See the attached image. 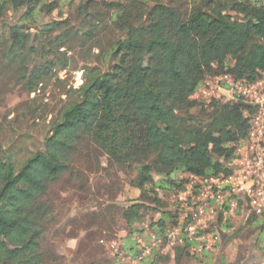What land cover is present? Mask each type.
<instances>
[{"label":"trees","instance_id":"trees-1","mask_svg":"<svg viewBox=\"0 0 264 264\" xmlns=\"http://www.w3.org/2000/svg\"><path fill=\"white\" fill-rule=\"evenodd\" d=\"M149 3H101L121 34L112 49L105 50L103 70L85 69L88 76L75 91L76 98L52 123L41 149L20 166L12 153L0 148V264H43L42 243L52 218L39 197L61 174L79 169L74 153L84 138L105 157V168L133 173L129 186L139 192L137 201L98 213L102 221L123 220L127 237L143 232L139 224L150 212L159 215L147 222L158 237L175 225L179 207L162 212L161 194H176L185 183L181 176L231 174L229 164L236 157L235 147L247 137L253 107L241 97H192L208 75L247 84L264 80V5L247 0ZM55 9V2L43 0H0V20L7 12L18 13L14 25H3L6 33L0 34V68H16L31 93L52 71L60 48L56 42L45 44L63 26L39 25ZM30 28L38 32L27 33ZM49 55L52 59L43 62ZM242 210L239 204L229 217L223 209L206 232L231 231V240L248 227L264 232V216L253 213L232 231L231 222ZM172 250L178 261L190 254L188 246ZM167 257L153 252L139 264Z\"/></svg>","mask_w":264,"mask_h":264},{"label":"rangeland","instance_id":"rangeland-1","mask_svg":"<svg viewBox=\"0 0 264 264\" xmlns=\"http://www.w3.org/2000/svg\"><path fill=\"white\" fill-rule=\"evenodd\" d=\"M43 1L46 4L55 2L56 9L49 16H43L39 25L58 22L63 26L61 31L55 30L45 44L48 47L56 42L60 47L56 49L52 71L31 93L24 87L16 68L6 71L4 65L0 68V148L12 153L18 166L41 149L52 123L76 98L75 91L85 82L88 76L85 69L97 67L103 70L107 61L105 50L110 51L111 45L121 38L101 3L130 0ZM87 1L92 3L81 5ZM142 1L150 4L151 0ZM247 1L264 5V0ZM7 13L0 20V34L6 33L3 25H14L17 20L18 13ZM37 32L38 29L30 28L27 33ZM52 57L45 56L43 62ZM32 68L31 65L28 70ZM215 79L208 75L206 86L197 91L192 100L214 97L229 101L232 93L220 89ZM258 91L259 97L264 98V86ZM74 154L79 157V169H74L72 175L70 172L61 174L48 186L46 194L39 197V202L50 208L52 218L42 243L43 264H117V261L134 264L131 260L136 256L138 246L135 243L144 238L143 232L127 237L128 228L123 220L106 217L102 221L98 215L105 207H125L137 201L139 192L129 186L133 173L105 168V157L86 138L77 143ZM172 196L161 194L162 212L174 211ZM226 215L231 216L228 212ZM152 216L156 219L159 215L150 212L146 221L139 224L140 229ZM245 220L243 214L236 217L231 222L232 231L242 227ZM231 234V231L219 232L212 247L200 254L188 249L196 258L184 253L180 261L175 259L173 248L164 246L156 253L168 254V259L154 264H264V232L248 227L232 240ZM112 244L116 245V250Z\"/></svg>","mask_w":264,"mask_h":264},{"label":"built area","instance_id":"built-area-1","mask_svg":"<svg viewBox=\"0 0 264 264\" xmlns=\"http://www.w3.org/2000/svg\"><path fill=\"white\" fill-rule=\"evenodd\" d=\"M215 82L220 89L230 90V100L241 97L254 109L247 137L237 144L236 157L229 164L232 172L228 176L211 178L181 176L185 183L172 196L179 207L175 225L168 228L163 237H158L148 223L142 224L144 238L135 243L138 247L136 256L131 260L134 264H139L164 246H188L194 254L209 249L216 243L219 234L206 231L215 224L213 221L223 209L232 216L241 204L245 218L250 213L264 216V98L258 95V88L264 86V80L247 84L223 76L216 78ZM112 248L116 250L117 247L112 244Z\"/></svg>","mask_w":264,"mask_h":264}]
</instances>
